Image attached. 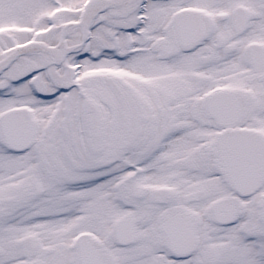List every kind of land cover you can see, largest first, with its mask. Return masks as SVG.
<instances>
[{"label":"snow or ice","instance_id":"6c2138e0","mask_svg":"<svg viewBox=\"0 0 264 264\" xmlns=\"http://www.w3.org/2000/svg\"><path fill=\"white\" fill-rule=\"evenodd\" d=\"M0 264H264V0H0Z\"/></svg>","mask_w":264,"mask_h":264}]
</instances>
